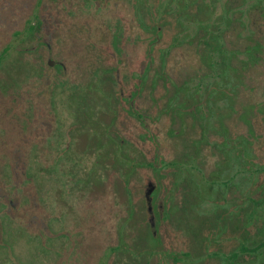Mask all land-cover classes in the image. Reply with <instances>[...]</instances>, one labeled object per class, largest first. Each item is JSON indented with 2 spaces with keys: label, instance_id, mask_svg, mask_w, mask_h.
<instances>
[{
  "label": "rangeland",
  "instance_id": "obj_1",
  "mask_svg": "<svg viewBox=\"0 0 264 264\" xmlns=\"http://www.w3.org/2000/svg\"><path fill=\"white\" fill-rule=\"evenodd\" d=\"M39 1L0 0V195L5 202L3 207L16 216L14 221L17 222L9 228L5 226L7 231L2 232L4 244L14 256L0 249V264H192L189 255H183L190 251L198 259L196 264H224L223 257L212 253L216 247V250L222 248L224 240L220 238L214 244L210 243L205 251L206 243L195 241L188 230L187 233L180 231L172 218L159 226V245H154L155 239H150L152 244L149 243L148 233L145 234L148 215L144 210L143 193L147 181H156L158 177L150 168L141 165L133 167L124 180L120 177L122 167L117 161L125 155L144 164L146 160L157 157L159 152L169 159L179 149L176 146L178 142L167 137L178 124L170 119L167 108L159 109L162 104L164 106L159 99L165 96V91H174L175 87L169 84L172 81L180 85L208 71L201 56L205 45L199 47L201 41L196 42L199 30L171 22L172 5L169 4L171 2L167 4L162 12V21L165 20L161 27L162 39L151 47V69L145 71L147 77L142 82V93L133 98L134 109L146 113L145 126L154 136L150 143L139 138L142 126L136 117L121 111V106L128 107V103L119 98L113 102L111 96L107 101L100 92L112 91L110 95L117 97L119 93L116 92L121 91L126 97L138 83L136 76L145 70L146 47L150 44L146 37L149 39L153 32L141 28L143 18L140 16L145 11L148 25H155L158 22L155 12L162 9L161 5L166 4V0H143V3L142 0H56L51 2L52 10ZM200 1L212 8V26L221 25L216 16L225 7L244 11L222 32L225 47L243 50L233 55L236 65L245 57L247 46L264 43V0ZM45 10L54 15L56 27L54 23L43 22L37 33H27L26 27L34 20L32 11L48 20ZM199 11L209 15L203 4ZM116 26L119 31L115 46L120 53L111 45ZM187 33L194 34L191 37ZM176 35L183 41L168 47L165 64L161 65L159 55L162 51L158 46L171 42ZM204 35L207 37V33ZM35 38L48 42L49 46L40 45L34 49ZM48 58L55 59L56 63L61 61L63 68L49 66ZM258 60L259 64L244 70L250 74L244 84L254 86V90L251 89L248 95L243 91L242 101L259 103L264 107L263 50H260ZM161 72L166 76L163 80L158 78ZM139 78L143 80L145 75ZM230 88L227 84L216 83L214 89ZM82 95L84 99L80 98ZM92 95L94 97H90ZM82 100L83 103L93 101L96 115L102 106L106 107L101 120L93 117L91 103L82 106ZM180 108L176 109L179 113ZM242 108L246 110L248 107L243 104ZM158 111L162 112L159 114ZM254 112L248 114L249 124L242 123L241 131L246 134L247 129H251L256 133V138H252L255 142L250 146L254 147H251L253 160L260 161L264 159V144L259 146L258 142L264 138V110ZM98 122L102 128L106 127L108 135L117 134L115 143H96L102 130L96 126ZM230 125L232 129L226 128L227 134L240 130L234 127L235 123ZM59 132L60 147L56 145L57 138L51 139V135ZM212 133L216 134V131ZM141 137H147V134L142 132ZM216 137L213 136L214 139ZM122 138L128 141V146L120 144L119 139ZM67 139L68 148L65 149ZM113 150L117 156L115 160ZM212 152L205 159L208 161L206 174L215 170L214 160L220 156L219 152ZM69 159L72 161L68 162ZM54 161L61 163L57 169L66 168L67 173L58 174L55 169L52 173L49 169L41 171ZM94 164L103 176L93 169ZM247 164L244 161V165ZM149 166L154 169L151 164ZM160 182L167 191L158 195L159 200L169 199L168 188L173 187V192L180 190L174 186L170 174ZM263 191V188H258L260 196ZM177 198L178 201L181 199L180 194ZM129 213L130 222L120 226V219ZM189 220L198 229L206 230L199 226L198 219ZM189 220L186 218L180 225L189 224ZM45 224L48 227L45 228ZM2 230L0 226V236ZM122 231L126 242L129 239L127 244L132 240L129 256L124 251H109V247L122 244L119 241ZM241 235L244 243L252 245L264 238V227L259 224L249 229L245 226ZM231 239L226 242L230 243L233 237ZM58 240L66 241L64 250H59L64 242ZM144 243L151 250L147 255L142 253ZM47 247H51L50 252H47ZM136 253L144 255H141V260ZM172 254L182 256L183 260L175 261ZM240 261L241 264H264V248L253 255L243 254Z\"/></svg>",
  "mask_w": 264,
  "mask_h": 264
},
{
  "label": "flooded vegetation",
  "instance_id": "obj_2",
  "mask_svg": "<svg viewBox=\"0 0 264 264\" xmlns=\"http://www.w3.org/2000/svg\"><path fill=\"white\" fill-rule=\"evenodd\" d=\"M38 1L39 0H37V2ZM47 1L48 0H40L39 2L44 3L45 6L48 7V10H50L52 6L51 2L56 0H50V3ZM87 1L88 0H86V2ZM141 2L143 3V0ZM168 3L172 5L171 14L172 12L173 14L170 20H173L171 22L181 24L184 27L186 25L190 27L193 26L196 28V31L199 30L196 38L198 41L196 40V42L198 43L201 41L198 43L199 47H201L202 44L205 45V51H201V56L204 60L205 66L208 67V71H204L203 73L194 76L190 79V81H185L180 85H175L173 81L172 83L167 82L172 84L175 89L172 92L165 91V96L159 99V101L164 103V106L162 104L159 109L167 108L170 119L178 124L177 128L171 129L167 135V137L173 142H178L176 143V146H179V149H176L177 152L173 154L174 156H171L169 159H165L164 154L159 152L157 157L155 156L154 159L146 160L144 164H141L137 161H133L125 155H121V157L117 159L122 167L120 177L126 180L131 173V169L141 165L143 167L150 168L154 175L158 177V180L156 178V181H147L143 193L145 199L144 210L148 215L145 234H149H146V236L149 237V243L152 244L151 240L155 239L154 245H159L161 242V236L158 234L159 226L163 224L164 220L172 218L173 224L177 223L180 231L187 233L188 230L195 241L203 244L205 242L207 245L205 251L209 248L210 243L214 244L217 239L221 238L222 241L224 240L222 248L216 250V247L212 250V253L216 256L218 255L223 257L225 259L224 264H241L240 258L243 254L249 253L250 255H253L256 254L260 248H264V245L261 247L259 246V243L264 241V238L259 242L249 245L242 241L241 235V230L245 226H249V229L253 228V226H259V224L264 227V191L261 196L258 194V188L264 189V183H260L264 180V159L259 161L253 160L252 158L253 153L251 149L252 146H250V144H254L255 141H252V138H256V133H254L251 129H247L246 134H243L241 131L242 123L246 124V126L249 124L248 114L251 111L256 112L264 110V107H261L259 103L252 104L246 103L249 101H242L243 91H245L246 95H248L251 92V89L252 91L254 90V86H248L246 83V85L244 84V80L246 81V78L250 75L249 73L244 72V70H249L250 66L253 67V65L259 64L258 57L260 50L264 51V43L257 42L252 44L250 47L247 46L245 50V57L241 58V60H239L240 63L236 65L233 62V55L238 52L242 53L243 50L228 49L225 47V39H223L222 36V32L226 31L228 28V23L232 22V19L234 20L235 18H239L244 11L240 8L228 9L225 7L220 15L216 16L220 19L221 25L215 24V26H212L211 24L214 17L212 15V8L208 7L209 4L207 5L206 3H201L200 0H166V4L161 5L162 9L156 11L157 13L155 12L158 22L155 25L153 23L148 25V22H146V12L144 11V6H142L141 8L143 10L141 9V11L144 12L140 16L143 18L141 19V28H144V31L148 29L153 32L152 35L149 36V39L148 36L146 37L150 44H148V48L146 47L148 51L145 68H143V70H145L136 76L140 83L138 81L126 97L122 95L121 91L116 92L119 93L117 97L110 95L112 91L100 92L101 97L105 96L107 99V97L111 96V101L113 102L116 98H119L120 101L128 103V107L121 106V111H124L127 116L131 115L136 117L139 121L142 126V132L147 134V137H141L142 132H140L139 138L149 141L150 143L153 142L154 136L148 132V129L145 126L147 119L146 113L134 109L133 98L142 93V82H144L147 77L145 71H147L146 69L148 68L151 69L150 66L153 63V56L150 50L153 44H156L157 42L159 43L162 39L163 30L161 27L165 22L164 19L162 21V12L165 11ZM180 3H182V5H180ZM254 3H256V1ZM202 4L206 6V13L209 15L199 11V6ZM34 8L35 7L33 6V11ZM133 8L135 9V6H133ZM33 11L34 20H32V22H30L26 27L27 33H37L43 22L44 24L54 23V15H52L50 11L45 10L46 15L49 16L48 20H46V17L43 15L42 17L38 16V13L35 14ZM260 12L262 14V11ZM182 20H186L185 22L187 23L182 22ZM54 24L56 27V23ZM118 31L119 27L116 26L112 32L111 45L114 46L117 53H120L115 46L117 43L116 41L118 40ZM206 33L207 37L204 35ZM188 34L192 37L194 33H187V35ZM238 34H240V32H238ZM34 41L32 46L34 49L40 47V45L49 46L48 42L40 40V38H35ZM181 41L183 40L176 35L172 37L171 42L169 41L163 43L161 46H158V49L162 51L159 55L161 65L165 64V52L168 47L170 45L174 46ZM161 43L162 42H160V44ZM46 62L49 66L54 65L55 67L63 68V63L61 61L56 63L57 61L53 58H48ZM222 70L223 72H221ZM252 72L253 70H251L250 73ZM144 75L145 78L143 80L139 78ZM132 77L134 76H131V78ZM158 78L162 79L166 78V76H164L161 72ZM216 83L222 85L227 84L231 88L216 90L214 89ZM90 97L94 96L92 95ZM80 98L84 99V96L82 95ZM107 101H105V103ZM80 102L83 104L82 106L87 103H91L92 115L96 119L100 118L101 120V113H105L107 110L106 107L102 106V112L98 111L96 115L93 111V109H95L93 101H85V103H83L84 100H82ZM243 104L245 107H248L246 110L242 108ZM97 105L100 107L99 104ZM179 107H181V113L176 110ZM158 112L160 114L162 111ZM242 113L244 114L243 116ZM232 120H234V122ZM227 121L230 124L235 123L234 127L236 129L239 128L240 130L235 133L231 131L230 134H227L226 128H228V130H230L229 128L232 129L231 125H228ZM96 126L102 129L98 133L100 140L98 139L96 143H101V141H103L104 143L110 145V143H115L114 141H117L118 138L115 139L117 136L116 133L113 132V135L111 133L108 135L106 127L104 126L102 128L99 122L96 123ZM219 128H222V130ZM213 131H216V134H213ZM254 134L256 135L255 137ZM59 135L60 132L51 135V139L57 138L58 144L56 145L58 146L60 145ZM213 136H217L218 138L216 137L214 139ZM68 139L66 140L65 149L68 148ZM263 139L264 138H262L261 141H258L259 146L264 144ZM119 140L121 145L128 146V141L125 138ZM91 143L94 142L91 141ZM212 151L216 154L219 152L220 156L217 155V158L214 160L213 164L215 170L209 171V173L206 174L208 161L205 159ZM113 156V160H115L117 156L115 155L114 150ZM99 158L102 157L99 156ZM98 160L99 159H97V161ZM70 161L72 160L69 159L68 162ZM74 161H76V159H74ZM244 161L248 162L246 166L244 165ZM54 162L55 163L52 165L50 163L45 165L41 171L46 172V170L49 169L50 173H52L55 169L58 171V174H63L64 172L67 173L66 168L62 170L57 169L58 166L60 168L61 163L58 164L56 161ZM149 164L154 166V169L151 168ZM93 169L99 172L95 164ZM38 171L40 170L38 169ZM168 174L172 176L174 186H178L181 192L178 189L176 192H173V187L168 188V190H170L168 192L170 195L169 199L159 200L158 195L160 196L161 193L164 194V192L167 191L166 188L164 189L161 187L160 180ZM232 193H234V197H232ZM179 194L181 199L178 201L177 196ZM3 204H5V202L2 201L0 195V226L1 229L3 228L0 236V249L1 252L6 250L8 251H4L6 254L13 255L12 251L7 250L8 246L4 244L2 232L4 231L5 233V226L9 228L10 225L17 224V222L14 221L16 216H14L13 213H11L6 207L4 208ZM243 210L245 211L243 212ZM49 214L50 211L48 212V215ZM128 215V217L126 216L120 219V226H123V224L127 225L130 222V213ZM186 218L187 220L198 219L200 221L199 223H201H198L199 226L205 227L206 230H201V227L198 229V226L193 224L191 220H189V224L181 226L180 224H182ZM180 219L182 220L181 222ZM2 220H5L4 223ZM6 220L8 221L7 224ZM19 224H21V222ZM46 227H48V225L45 224V228ZM124 230L126 231V229ZM232 232L235 234L231 235ZM128 237L130 238V235H128ZM231 237H233V241L227 243L226 240L231 239ZM58 241L64 242L63 247L60 246L59 248V250H64L66 248V241ZM119 241L122 244H116L109 247V251H124V254L126 255L127 253V256H129L132 240H130V243L127 244L126 235L124 231H122ZM46 246L47 244L45 243V247ZM146 246V243H144L142 248V250H144V252H142L144 255H147L151 251L148 249L149 247L147 248ZM50 248H48L49 251H47L48 249L46 248L45 250L50 252ZM142 253H136L138 259L140 260ZM183 255H189L188 258H190V262L192 264L198 263L197 257H193L191 251L184 252ZM172 258L177 262H179V259L181 258V260H183V257L177 254H172ZM252 263H254V260H252Z\"/></svg>",
  "mask_w": 264,
  "mask_h": 264
},
{
  "label": "trees",
  "instance_id": "obj_3",
  "mask_svg": "<svg viewBox=\"0 0 264 264\" xmlns=\"http://www.w3.org/2000/svg\"><path fill=\"white\" fill-rule=\"evenodd\" d=\"M263 245H264V241H262V242L259 243V246L260 247L263 246Z\"/></svg>",
  "mask_w": 264,
  "mask_h": 264
}]
</instances>
